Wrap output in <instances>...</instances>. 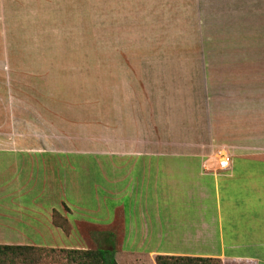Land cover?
<instances>
[{
	"label": "rangeland",
	"instance_id": "1",
	"mask_svg": "<svg viewBox=\"0 0 264 264\" xmlns=\"http://www.w3.org/2000/svg\"><path fill=\"white\" fill-rule=\"evenodd\" d=\"M259 58L264 0H0V149L58 145L44 142L55 136L103 146L107 125L153 101L179 120L186 103L204 141L264 149V79L239 68ZM35 234L57 241L44 228ZM105 238L96 230L84 248L7 252L0 264H93L69 251L111 248Z\"/></svg>",
	"mask_w": 264,
	"mask_h": 264
},
{
	"label": "crops",
	"instance_id": "2",
	"mask_svg": "<svg viewBox=\"0 0 264 264\" xmlns=\"http://www.w3.org/2000/svg\"><path fill=\"white\" fill-rule=\"evenodd\" d=\"M258 64L239 68L261 81L264 58ZM164 103L111 122L103 146L95 136H55L44 142L58 145L0 149V244L84 248L99 230L118 264H157L160 255L264 264V149L204 141L187 123L186 103L180 120ZM222 147L230 167L217 171L209 158ZM39 228L56 243L35 241Z\"/></svg>",
	"mask_w": 264,
	"mask_h": 264
},
{
	"label": "trees",
	"instance_id": "3",
	"mask_svg": "<svg viewBox=\"0 0 264 264\" xmlns=\"http://www.w3.org/2000/svg\"><path fill=\"white\" fill-rule=\"evenodd\" d=\"M41 246L35 245H20V244H0V254H6L11 252L15 255L17 251L40 249ZM74 253L76 258L82 261L83 258H88L93 264H118L115 258V252L113 248H98L95 251L72 249L69 251ZM203 259V257H189V256H157V264H171L172 260H194ZM213 259V258H210ZM216 259V258H214Z\"/></svg>",
	"mask_w": 264,
	"mask_h": 264
},
{
	"label": "built area",
	"instance_id": "4",
	"mask_svg": "<svg viewBox=\"0 0 264 264\" xmlns=\"http://www.w3.org/2000/svg\"><path fill=\"white\" fill-rule=\"evenodd\" d=\"M217 161V166L215 170H226L230 167V153L226 147L219 148L216 152L209 158ZM207 167V161L205 163Z\"/></svg>",
	"mask_w": 264,
	"mask_h": 264
}]
</instances>
